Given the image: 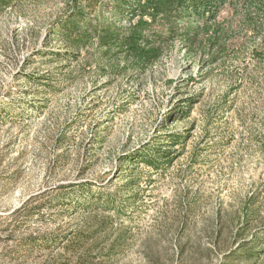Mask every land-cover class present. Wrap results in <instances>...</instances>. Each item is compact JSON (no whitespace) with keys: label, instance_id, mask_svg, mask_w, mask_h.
Wrapping results in <instances>:
<instances>
[{"label":"rangeland","instance_id":"obj_1","mask_svg":"<svg viewBox=\"0 0 264 264\" xmlns=\"http://www.w3.org/2000/svg\"><path fill=\"white\" fill-rule=\"evenodd\" d=\"M74 5H0V264H264L242 252L264 251V17L225 6L215 60L177 38L140 71L68 52ZM167 131L181 154L157 172L122 158Z\"/></svg>","mask_w":264,"mask_h":264},{"label":"trees","instance_id":"obj_2","mask_svg":"<svg viewBox=\"0 0 264 264\" xmlns=\"http://www.w3.org/2000/svg\"><path fill=\"white\" fill-rule=\"evenodd\" d=\"M12 1L0 0V5ZM81 1L85 0H74L73 9L56 28L65 48L71 50L68 52L78 53L94 47L102 59L110 62L111 68L116 59H122L124 66L140 71L158 61L168 43L177 38L188 53L204 51L202 48L215 49L211 57L215 60L217 54L225 50L220 39L223 29L219 21L225 6L235 11L244 7L247 23H251L254 31L260 30L264 17V0H110L103 4L109 8V16L105 15L106 7L92 12L81 7ZM121 18H126L127 26L120 25ZM183 23L194 25L180 27ZM250 76L251 73L246 74V78L253 80ZM190 106L188 100L179 105L180 115L186 116ZM182 136L180 132L167 131L164 142L160 143L162 146L147 145L144 151L126 154L122 158H126L128 164L133 163L134 169L144 164L157 172L181 154L174 149L183 142ZM125 182V186H132L136 184L137 176L127 173ZM106 200L108 203L109 195ZM242 252L248 257L253 254L260 257V253H264L256 250Z\"/></svg>","mask_w":264,"mask_h":264},{"label":"built area","instance_id":"obj_3","mask_svg":"<svg viewBox=\"0 0 264 264\" xmlns=\"http://www.w3.org/2000/svg\"><path fill=\"white\" fill-rule=\"evenodd\" d=\"M128 24V23H127Z\"/></svg>","mask_w":264,"mask_h":264}]
</instances>
